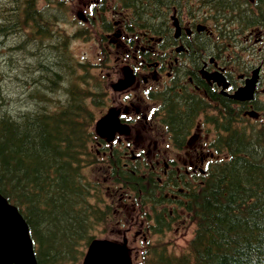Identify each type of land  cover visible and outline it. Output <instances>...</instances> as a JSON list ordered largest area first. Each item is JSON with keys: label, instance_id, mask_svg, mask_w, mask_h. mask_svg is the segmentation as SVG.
I'll return each mask as SVG.
<instances>
[{"label": "trees", "instance_id": "obj_1", "mask_svg": "<svg viewBox=\"0 0 264 264\" xmlns=\"http://www.w3.org/2000/svg\"><path fill=\"white\" fill-rule=\"evenodd\" d=\"M149 1L134 3L152 21ZM258 1L257 11H250L257 21L264 17V0ZM242 2H224L237 25L245 23ZM48 6L0 0V192L27 221L39 264H79L112 210L91 202L100 191L84 173L95 141L88 100L97 102L103 88H92L85 72L76 74L86 65L71 52L74 37L55 28L56 14H66L67 7ZM179 102L170 104L163 119L177 142L195 121L193 109L183 112ZM221 129L216 151L226 157L184 194L185 210L196 223L187 251L177 256L167 244H151L141 264H264V128L233 129L225 120ZM114 172L116 182L158 214L165 201L156 197L163 192L158 180L142 179L120 164Z\"/></svg>", "mask_w": 264, "mask_h": 264}, {"label": "flooded vegetation", "instance_id": "obj_2", "mask_svg": "<svg viewBox=\"0 0 264 264\" xmlns=\"http://www.w3.org/2000/svg\"><path fill=\"white\" fill-rule=\"evenodd\" d=\"M211 1L216 0H195L197 8V4L189 6L191 0H152L149 1L155 11L152 21L145 19L139 6L134 12L133 21L137 26L144 27L140 19H145L144 32L138 33L135 26L129 33L122 26L114 29L117 40L110 38L109 43L118 51L116 62L129 65L135 76L133 86L118 93L130 95L118 102L121 121L130 126V132L124 136L118 134L113 145L100 144L98 153L125 160L124 165L141 161L154 169L163 161L168 178L176 182L182 176L191 181L212 161L209 119L218 120L224 109L230 119L237 114L246 122L264 124V25L244 35L247 46L242 48L250 49L251 54L247 55L249 61H243L237 57L236 50L228 52L220 43L221 39L235 37L234 27L230 25L235 12L225 10L227 0H220L217 6H212L210 15L207 7ZM225 21H228L227 27L220 25ZM232 41L237 46L238 41ZM255 69H259V73L252 98L237 100L236 91L245 85ZM180 100L183 112L192 108V114L198 115L206 105L212 108V115L202 112L205 122L196 119L195 127L189 132L195 141L187 139L182 144L177 143L179 150L173 144L162 149L156 135L160 130V135H171L163 119L171 110L170 104ZM252 111L257 114L255 117L250 115ZM204 125L209 127L206 131ZM144 147L153 148L155 164L143 157ZM181 167L185 168V173Z\"/></svg>", "mask_w": 264, "mask_h": 264}, {"label": "rangeland", "instance_id": "obj_3", "mask_svg": "<svg viewBox=\"0 0 264 264\" xmlns=\"http://www.w3.org/2000/svg\"><path fill=\"white\" fill-rule=\"evenodd\" d=\"M59 1L62 0H38L40 8L50 7L48 6V4L51 5V8H59L63 5ZM65 2L67 4H65V6L67 7L66 14H56V17H59L57 21H59V25L60 27H62V31L66 33L76 32L77 34L81 35L80 37L72 40L71 52L77 60L81 61L84 66L86 65V71L84 70V68H80V70H78L76 74L80 76L83 72H85L89 80L88 83H90L92 88H95V84H98L103 88V91H105V89L107 90L105 94L102 89L100 90L98 102L93 103L92 98H89L88 100L89 108L92 110L94 115L99 118L110 107H118L119 100H126V95H121V97L118 93L113 92L110 88L111 84L116 82L118 78L121 77V68L125 63L116 62L118 51H116L114 45L109 47L110 43L108 41V38H104L102 35L99 36V34H104V29L100 27V25H96V27H94L93 25L91 26L90 18H94L95 16H93L94 14H92L91 12H87V5L90 6L91 4H93V1L65 0ZM196 4L198 7V3H196L195 0H191L189 6L196 7ZM105 5L106 8L108 7V10H106L105 12L106 19L113 20L112 16L116 11V8L117 11H119L121 7L118 5L117 0H105ZM81 16L83 18H87V23H84L81 20ZM116 20H120V17L117 16ZM53 21L55 22L56 18H54ZM104 47L107 49V56L103 55L105 52ZM4 52L11 53L12 56H15L13 49L6 48ZM199 120L202 121V117H200ZM203 128L206 131V129L209 127L203 126ZM210 129L212 130L213 126H210ZM211 130L210 132L213 133ZM152 132L154 133V127L152 128ZM159 133H162L161 130ZM159 133H157V135L156 133L154 134L156 135L158 144L162 147V149H165L170 144H172V142L169 138V135H160ZM190 139H193V141H195L193 135ZM144 148V156H147V158H149L150 160L153 159V148ZM97 149L98 146L95 140L94 143L91 144L93 160H89V162L93 163L92 165L90 164L84 171L86 179H88L93 185L98 187L100 191L98 195H95L91 198V202L100 204L102 207L110 206L112 209L109 217L106 219V227L104 225H98L97 233L98 235H100V238L109 239L112 238L111 234H115V236L119 235V240H121L124 230L129 227L131 229V232L127 236L129 240V246L132 248L134 255H139V248L140 246H142L140 241L145 234V231H140L141 228L138 225V217L140 220H143L142 228H146L149 224L148 222L146 224L145 219L151 216L143 211L140 207L136 206L132 200L128 199L126 201V199H124L123 193L125 192V189L112 180L109 175L110 172L107 169V162L98 157ZM150 149H152L151 152H149ZM181 169L182 171H184V168L181 167ZM195 185L196 182H192V186ZM179 189L185 190V186L180 184L174 190V195L178 197L176 198L178 199V202L177 205L170 204V209L183 205V192L176 193ZM179 199L183 200H180L182 202L181 205L179 204ZM131 203H133L135 207L130 205ZM122 205H125V208L124 206L122 207ZM175 215L177 217L176 220L172 222L171 228L165 230L163 234L150 235L147 232L146 235H148L149 239L152 240L153 244H168L169 250H171L173 254L178 256L184 254L187 251L189 242L193 237L196 224L191 214H188L183 209L182 211H176ZM136 232L140 236L138 240L135 241L133 235H136ZM79 264H81V262Z\"/></svg>", "mask_w": 264, "mask_h": 264}, {"label": "water", "instance_id": "obj_4", "mask_svg": "<svg viewBox=\"0 0 264 264\" xmlns=\"http://www.w3.org/2000/svg\"><path fill=\"white\" fill-rule=\"evenodd\" d=\"M132 82L126 69L124 80L113 85L116 91L129 86ZM255 80L249 82L252 89ZM122 127L119 121V110L111 108L108 113L96 123L99 135L114 138L117 130ZM106 133V134H105ZM0 264H38L34 243L29 227L17 207L10 204L0 193ZM82 264H132L127 239L123 243L107 240H93L86 252Z\"/></svg>", "mask_w": 264, "mask_h": 264}, {"label": "bare ground", "instance_id": "obj_5", "mask_svg": "<svg viewBox=\"0 0 264 264\" xmlns=\"http://www.w3.org/2000/svg\"><path fill=\"white\" fill-rule=\"evenodd\" d=\"M55 42V41H54Z\"/></svg>", "mask_w": 264, "mask_h": 264}]
</instances>
